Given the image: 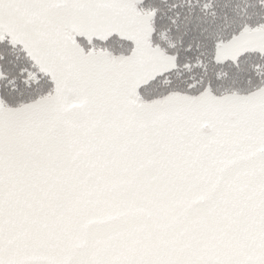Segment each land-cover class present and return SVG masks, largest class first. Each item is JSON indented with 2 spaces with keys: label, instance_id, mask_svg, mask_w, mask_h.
Returning <instances> with one entry per match:
<instances>
[{
  "label": "snow or ice",
  "instance_id": "6c2138e0",
  "mask_svg": "<svg viewBox=\"0 0 264 264\" xmlns=\"http://www.w3.org/2000/svg\"><path fill=\"white\" fill-rule=\"evenodd\" d=\"M0 264H264V0H0Z\"/></svg>",
  "mask_w": 264,
  "mask_h": 264
}]
</instances>
